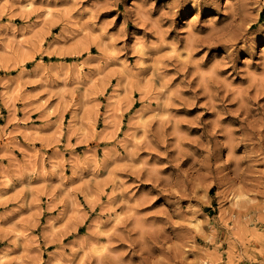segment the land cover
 <instances>
[{"label": "rangeland", "instance_id": "rangeland-1", "mask_svg": "<svg viewBox=\"0 0 264 264\" xmlns=\"http://www.w3.org/2000/svg\"><path fill=\"white\" fill-rule=\"evenodd\" d=\"M0 264H264V0H0Z\"/></svg>", "mask_w": 264, "mask_h": 264}, {"label": "bare ground", "instance_id": "bare-ground-1", "mask_svg": "<svg viewBox=\"0 0 264 264\" xmlns=\"http://www.w3.org/2000/svg\"><path fill=\"white\" fill-rule=\"evenodd\" d=\"M26 4H27V2H26ZM28 6H31V3L29 2L28 4H27ZM25 7V6H24ZM28 8V7H27Z\"/></svg>", "mask_w": 264, "mask_h": 264}]
</instances>
